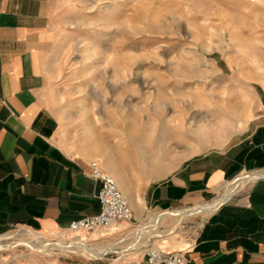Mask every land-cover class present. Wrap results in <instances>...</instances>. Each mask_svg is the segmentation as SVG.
<instances>
[{
    "label": "rangeland",
    "instance_id": "obj_1",
    "mask_svg": "<svg viewBox=\"0 0 264 264\" xmlns=\"http://www.w3.org/2000/svg\"><path fill=\"white\" fill-rule=\"evenodd\" d=\"M51 44L50 89L62 120L76 138L91 130L107 155L120 160L122 177L137 191L193 157L231 145L260 107L264 0H67ZM179 120L190 137L158 144ZM182 209L187 208L175 210ZM152 220L153 228L133 238L130 250L147 244V235L151 243L159 239L160 232L188 243L204 218L186 219L176 228L178 216ZM126 225L118 229L124 232ZM111 234L101 233L107 242L90 243L108 247L123 241ZM35 236L46 244L61 240L22 228L12 231L0 237V264L97 261L67 253L81 248L82 255H90L87 242L78 239L70 246L59 241L63 249L55 251L21 242ZM119 246L102 256L119 255L115 251L124 248Z\"/></svg>",
    "mask_w": 264,
    "mask_h": 264
},
{
    "label": "crops",
    "instance_id": "obj_2",
    "mask_svg": "<svg viewBox=\"0 0 264 264\" xmlns=\"http://www.w3.org/2000/svg\"><path fill=\"white\" fill-rule=\"evenodd\" d=\"M66 2L0 0V237L21 228L54 235L74 220L96 215L98 186L87 175L93 160L118 176L133 211L124 232L111 230L116 242L123 240L121 251L141 234L134 235L138 228H153V215L199 208L239 176L264 171V87L259 85L260 107L235 142L189 159L141 191L132 189L120 173V160L107 155L91 130L76 138L68 129L50 89L53 26ZM151 240L145 236L147 244L124 255L60 264H145L147 245L184 252L189 264H264V178L206 216L190 242L161 232Z\"/></svg>",
    "mask_w": 264,
    "mask_h": 264
},
{
    "label": "built area",
    "instance_id": "obj_3",
    "mask_svg": "<svg viewBox=\"0 0 264 264\" xmlns=\"http://www.w3.org/2000/svg\"><path fill=\"white\" fill-rule=\"evenodd\" d=\"M89 168L87 175L98 186L96 198L100 204V211L96 215L72 221L67 228L50 235L51 237L70 243L78 239L91 244V241H95L92 240V236H100L102 232L114 230L132 221V208L116 180L96 161L91 162ZM145 264H189V260L184 252H167L157 246L147 245Z\"/></svg>",
    "mask_w": 264,
    "mask_h": 264
},
{
    "label": "bare ground",
    "instance_id": "obj_4",
    "mask_svg": "<svg viewBox=\"0 0 264 264\" xmlns=\"http://www.w3.org/2000/svg\"><path fill=\"white\" fill-rule=\"evenodd\" d=\"M173 124L174 125H173V128H172V133L171 134H167V135H166V133L165 134L162 133V135H160V139L158 140V144H165L166 142H171V141L176 143V142H178L181 139L184 140V139H188L190 137L189 134H190L191 131L189 129L187 130V127H185L183 121H180V120H179V122L178 121H173ZM162 151H163V149H162ZM262 177H264V171L257 172L255 174L249 175L248 177H242L241 179L239 178V180L236 183H233V185H230L227 189L229 190V188H231L233 186L231 188L232 191L230 193L239 192L242 189H244L245 187H247L250 183L255 181L256 179H259V178H262ZM117 178H118V176H117ZM118 183H117V185L119 187L120 185ZM119 189H120V187H119ZM223 196L224 195H222L221 197H223ZM224 197L225 198H221V199H217L218 198L217 197L216 198L217 200L214 199L212 202H208V203H206L204 205L199 206V208L197 206L198 209H190L188 211L180 210V211H178V213H171V211H168V212H165V213L169 214V216H163L160 219H157L158 216L157 217L153 216L154 217V221L155 222H159V221H163V220H165L167 218H172V217L178 216L179 220L175 223V225L173 227V228H176L186 219H190V218H193V217H196V216H201V217L205 218L206 216L211 214L215 210V208L221 202H223L226 199L227 196H224ZM33 239H35V241H31V240L28 239V240H23L21 242L26 243L29 246L30 249L38 248V249L43 250V251H50V250L51 251H55V250L63 249V247H60L58 244H54V243L53 244L52 243L51 244H46V241H43L40 236H35ZM63 241H65L66 245H67V241L66 240H63ZM68 243H70V242H68ZM18 244H20V243H18ZM86 247L89 250L88 252H90L89 253L90 255H88V256L83 255V256H86V257H89V258H92V257L101 258V257H103L105 255L114 253V252H111V253H108V254H105V255L102 256V252L104 250H106V249H108L110 247H120V246H119V244H114L113 246L102 247L100 245L87 244ZM80 249L81 248H79V250ZM115 252H117V251H115ZM123 253H125V252H122L121 254H123ZM95 259H97V258H95Z\"/></svg>",
    "mask_w": 264,
    "mask_h": 264
},
{
    "label": "water",
    "instance_id": "obj_5",
    "mask_svg": "<svg viewBox=\"0 0 264 264\" xmlns=\"http://www.w3.org/2000/svg\"><path fill=\"white\" fill-rule=\"evenodd\" d=\"M239 178H240V176H239L238 178H236L233 182H231L230 184L227 185L226 190H225V192H224L223 195L228 194V193H227V191H228L227 188H228L230 185H233V183H236V182L239 180ZM263 178H264V177L259 178V179H263ZM259 179H256V180H259ZM256 180H255V181H256ZM233 194H234V193H231V194L226 195V196H227L226 199H225L223 202H221V203L215 208V210H216L220 205H222V204H224L225 202H227V201L232 197ZM190 209H197V207H191V208L182 209V210L188 211V210H190ZM147 227H148V225L141 226L140 228H138V230L135 232L134 235L139 234L142 230H145ZM4 238H7V237L4 236ZM58 242H59V241H56V242L51 241L52 244H53V243H54V244H57ZM133 242H134V240H133ZM133 242H132V244H131L129 247H127L126 249H124L125 252L131 251L130 249H131V247H132V245H133ZM67 245L70 246V245H72V243H68V242H67ZM7 250H10V249H7V248H6V249H4L3 251H7ZM11 250H12V249H11ZM124 250H123V251H124ZM67 253L74 254V255H80V256H83V255H82V251L79 250V249H75V250H73V251H69V252H67ZM116 253L120 254V253H122V251H120V252H116ZM111 254H112V253H111ZM105 256H106V255H105ZM105 256H103V257H101V258H97V259H95V258H89V257H86V256H83V257H86V258H88L89 260H101V259H103Z\"/></svg>",
    "mask_w": 264,
    "mask_h": 264
}]
</instances>
